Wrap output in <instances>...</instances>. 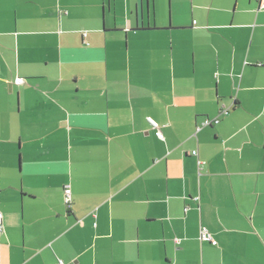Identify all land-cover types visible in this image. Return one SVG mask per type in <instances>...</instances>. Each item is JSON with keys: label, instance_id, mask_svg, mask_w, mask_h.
Masks as SVG:
<instances>
[{"label": "crops", "instance_id": "crops-1", "mask_svg": "<svg viewBox=\"0 0 264 264\" xmlns=\"http://www.w3.org/2000/svg\"><path fill=\"white\" fill-rule=\"evenodd\" d=\"M0 213V264H264V0H0Z\"/></svg>", "mask_w": 264, "mask_h": 264}, {"label": "built area", "instance_id": "built-area-1", "mask_svg": "<svg viewBox=\"0 0 264 264\" xmlns=\"http://www.w3.org/2000/svg\"><path fill=\"white\" fill-rule=\"evenodd\" d=\"M24 83V80L22 79H17L16 80V84L21 85ZM228 113V109H223L220 111V115H224ZM148 122L150 123V125L153 127L154 131H155V135L159 138L162 139V134L159 130V127L157 126V124L150 118H148ZM219 122V118L216 117L214 119H205L202 123V127H210L212 125H216ZM194 156L197 155V152L194 151L192 153ZM63 203L64 206L69 209L72 203V197H71V191H70V187L68 185L64 186L63 188ZM2 213H0V234L3 231V224H2ZM200 240L201 241H208V242H213L211 235L208 233L207 229L205 227H202L200 229ZM175 241L177 242V240L175 239ZM59 264H61V262H59Z\"/></svg>", "mask_w": 264, "mask_h": 264}, {"label": "trees", "instance_id": "trees-1", "mask_svg": "<svg viewBox=\"0 0 264 264\" xmlns=\"http://www.w3.org/2000/svg\"><path fill=\"white\" fill-rule=\"evenodd\" d=\"M219 118V117H218ZM218 124V123H217ZM152 127V126H151ZM153 128V127H152ZM194 156V155H193ZM211 243V242H210Z\"/></svg>", "mask_w": 264, "mask_h": 264}]
</instances>
